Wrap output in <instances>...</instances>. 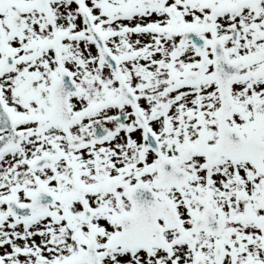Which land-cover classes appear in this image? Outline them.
Here are the masks:
<instances>
[{"label": "snow or ice", "instance_id": "obj_1", "mask_svg": "<svg viewBox=\"0 0 264 264\" xmlns=\"http://www.w3.org/2000/svg\"><path fill=\"white\" fill-rule=\"evenodd\" d=\"M0 264H264V0H0Z\"/></svg>", "mask_w": 264, "mask_h": 264}]
</instances>
